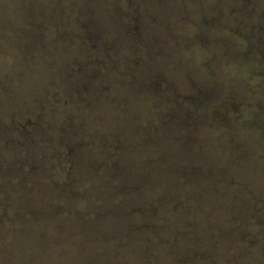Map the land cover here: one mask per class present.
Returning <instances> with one entry per match:
<instances>
[{"label": "rangeland", "instance_id": "obj_1", "mask_svg": "<svg viewBox=\"0 0 264 264\" xmlns=\"http://www.w3.org/2000/svg\"><path fill=\"white\" fill-rule=\"evenodd\" d=\"M81 1L0 0L1 117L16 112L23 118L26 106L36 114L42 102L50 104L60 88L57 78L66 73L72 60L64 47L40 49L39 40L41 29L46 28L50 35L53 24L65 12L69 16L62 27L77 32L65 44L70 50H77L80 44L73 59L86 62L85 35L70 24ZM104 4L105 0L88 1L106 24ZM145 5L150 30L166 42L173 29L167 26L175 17L183 22L175 39L185 41L179 57L189 70L181 67L171 77L184 90L195 83L205 88L212 84L214 90L223 86L216 94L226 101L230 96L244 100L239 109L224 104L223 116L213 121L203 124L205 118L191 125L177 124L175 129L164 127V135L174 129V138L171 144L160 146L163 166L160 163L150 171L144 165L142 169L143 181L151 172L153 180L157 179L153 193L148 191L152 190L150 183L151 188L146 187L143 194L148 199L159 195L152 201L161 207V213L151 215V221L164 227L166 238L177 237V253L169 252L166 240H161V234L160 238L153 235L149 227L138 231L137 248L117 244L105 234L115 230V216L98 218L97 201L90 200L97 188L87 181L74 187L84 197H56L51 181L42 188L35 179L37 173H31L28 195L22 198L23 184L29 182L20 176L19 148L10 149V155L5 153L8 162L0 157V165H5L0 170V264H264V61L257 55L264 57V0H145ZM166 64L164 60L163 69ZM42 74L50 81L40 90L38 76ZM66 87L63 95L71 96V87ZM112 117L105 118L110 128L122 121ZM199 133L205 145L198 146ZM2 137L0 134V143ZM6 188L11 189L9 197L3 193ZM62 200L74 204L77 215L72 210L56 216L36 212V205ZM130 200L139 202L140 198ZM84 203H91L89 212L78 219V209ZM8 210H12L9 219L3 214ZM23 214L28 217L20 222ZM189 218L195 223L190 231L186 230ZM41 228L53 235L57 246ZM153 237L160 244L157 248L148 243Z\"/></svg>", "mask_w": 264, "mask_h": 264}, {"label": "trees", "instance_id": "obj_2", "mask_svg": "<svg viewBox=\"0 0 264 264\" xmlns=\"http://www.w3.org/2000/svg\"><path fill=\"white\" fill-rule=\"evenodd\" d=\"M88 1L92 0L77 3L70 20V24L76 25L85 35L86 62L80 64V61L73 59L77 56L80 44L77 50H70V45L65 44L66 39L77 36L75 30L73 33L62 27L69 12L61 14V20L53 24L50 35L46 28L41 29L40 49L64 47L72 64L65 74L63 72L58 76L59 82H56L60 88L56 90L50 104L42 102L43 106L36 114L32 107L26 106L27 114L23 118L20 116V119L16 112L6 117L0 116V134L4 135L0 143V157L4 158L3 162H8L5 153L10 155L9 151L20 148L21 178L29 182L33 175L31 173H37L35 179L40 182L39 186L46 188L47 182L51 181L52 185L49 186L54 187L56 197L76 194L84 197L85 194L74 187L86 181L94 184L92 186L97 191L91 193L90 200L97 201L98 218L115 216V230L105 234L117 244L140 246L138 231L149 227L153 235L160 238L161 234V240H166L169 252L177 253V237L166 238L164 227L151 221V215L161 213V207L152 201L159 195H150L151 199H148L143 194L148 186H152V190L148 191L153 193L157 179L153 180L155 176L151 172L143 181L142 169L144 165L150 171L160 163L163 166L160 146L172 143L177 124L191 125L205 118L203 124L207 120L213 121L223 116L220 111L224 104L239 109L244 100L230 96V100L226 101L216 94L223 86L214 90L211 83V87L207 88L195 83L184 90V86L171 77V73L179 68H187L179 57L185 41L175 39L183 24L179 18L175 17L171 26L167 24L173 29L166 42L158 37V32L150 30L152 27L145 16V0H105L103 14L108 20L106 24L102 17L91 10ZM84 2L86 5H83ZM181 3L183 8L184 1ZM257 55L264 61L261 54ZM164 60L167 61L165 69ZM66 76L67 80H64ZM47 78L44 74L38 76L40 90L50 81ZM65 85L71 87V96L63 95L64 87L67 88ZM107 116L121 118L119 120L122 121L114 122L110 128L105 121ZM167 126L174 129L164 135L163 130ZM196 139L199 141L198 146L205 145L200 133ZM4 168L5 165H0V170ZM165 181L168 182L167 179ZM23 185L26 189L20 193L22 198L28 195L30 182ZM3 193L7 197L11 196V189L6 188ZM134 198H140V201L130 200ZM165 201L166 198L161 204ZM73 206L62 200L49 206L36 205L35 208L37 213H52L56 216L68 210L76 213L77 209H73ZM90 206L82 204V209H78V219L84 213L88 214ZM7 212L3 214L9 219L12 210ZM27 217L26 214L20 215V222ZM188 221L186 230L190 231L195 223L192 218ZM67 225L74 233L72 223L68 222ZM39 230L57 246L50 232L43 228ZM148 243L154 248L160 245L155 237L152 243Z\"/></svg>", "mask_w": 264, "mask_h": 264}, {"label": "flooded vegetation", "instance_id": "obj_3", "mask_svg": "<svg viewBox=\"0 0 264 264\" xmlns=\"http://www.w3.org/2000/svg\"><path fill=\"white\" fill-rule=\"evenodd\" d=\"M249 4H251L250 2H249ZM262 10H263V14H264V6H262ZM232 12H234V11H232ZM235 14H237V13H235ZM226 18V17H225ZM239 23V22H238Z\"/></svg>", "mask_w": 264, "mask_h": 264}]
</instances>
